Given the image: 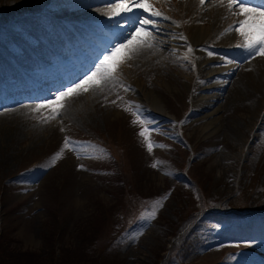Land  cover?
<instances>
[{"label":"rangeland","instance_id":"rangeland-1","mask_svg":"<svg viewBox=\"0 0 264 264\" xmlns=\"http://www.w3.org/2000/svg\"><path fill=\"white\" fill-rule=\"evenodd\" d=\"M75 2L78 3L77 0H0V28L9 25V21L17 22L20 27V31L0 32L3 59L11 64L6 56L8 46L17 44L19 39L26 40L29 46L37 43L35 32H40L46 43L57 40L54 34L68 32V22L74 14L61 12V8L64 3L69 6ZM95 15L104 17L98 10ZM162 16L170 14L163 12ZM170 18H161L167 24L160 22L164 27L157 40L163 43L145 66L139 67L132 57L119 52L112 60L116 70L109 78L108 89L90 82L89 89L82 91L73 105L68 104L65 112L58 110L56 119H51L50 107L34 113L24 121V130L21 127L16 139L0 144V264H161L170 243L176 241L175 248L180 242V235L173 236L178 222L206 207L221 214L242 208L264 217V99L258 95L263 105L254 110V98L251 104L242 100L231 105L223 101V96L218 107H226L213 117L216 128L202 131L211 118L189 124L194 98L190 88L193 90L199 83L196 58L199 55L208 58L216 44L209 35L200 42L207 46L211 41L208 51L193 45H190L192 52L178 50L172 33L183 34L186 26L183 22H170ZM199 25L190 32L202 27ZM251 34L256 39L259 37L255 29ZM234 39L239 41L243 37L237 34ZM232 44L223 46L229 50ZM69 45L75 49L71 41ZM17 50L13 46L12 53L17 54ZM237 74L231 79H236ZM139 91L152 93L158 99L161 113L173 116L181 124L180 131L188 147L182 148L166 131L158 135L152 132L148 143L152 138L154 147L148 151L134 126L149 120L146 112L154 108L149 98H141ZM227 127L236 128L237 137L232 145L225 132ZM8 128L12 127L4 126ZM65 137L77 146V151L63 149ZM193 148H198V153L205 150L204 158L200 161L196 158L188 168L186 160ZM45 164H49L47 170ZM153 164L157 167H152ZM31 166L35 168L28 174L36 179L28 181V176L22 174L9 180ZM122 167L125 171H121ZM119 181H123L121 188ZM137 196L144 202L135 199ZM153 210L155 218L147 219ZM138 218L148 221L142 235L134 227L123 239V232ZM211 226L217 228L218 224ZM220 247L201 254L197 264H216L224 254L236 252L239 247L252 249L251 245L229 242Z\"/></svg>","mask_w":264,"mask_h":264},{"label":"bare ground","instance_id":"bare-ground-1","mask_svg":"<svg viewBox=\"0 0 264 264\" xmlns=\"http://www.w3.org/2000/svg\"><path fill=\"white\" fill-rule=\"evenodd\" d=\"M128 1L129 0H126L122 3L126 4ZM116 4H118V2H114V4H107L104 6V8L102 10H98V11H100L103 14V16H106L108 14H112L115 11L114 9H115ZM150 5L152 7H155V6L163 7L164 10L166 9L167 11H169V13L171 14V16H170L171 18L169 19L170 22H175L176 24L183 22V24H185V26L189 25L185 29H183L185 34L188 35L187 39L180 32L174 31V33H172V35H173L172 38H173V42L175 45L188 46L189 44L190 45L193 44V46H196V47H198L199 43L201 41H203L205 38L207 39V37L209 35L211 36L212 34H215L216 30L218 29L219 24L221 23L220 22L221 14H225V12H223V10L227 8V6L222 5V3L219 1H217V2H215V1L211 2L210 1V3L207 4L210 10H208L207 12H205L204 15H202L198 10V9H200V6L198 7V5H199L198 0H193L192 4L189 2V0H162L160 3H159V1H157L155 4L151 3ZM98 18L101 19L103 17H101V18L98 17ZM204 19H205V22H203ZM163 20H166V19H163ZM197 22L204 23L205 25H203V26H206L207 24L208 25H207V27H204V28H202V27L197 28L194 31V33L190 32V29L191 28L193 29V27L195 26V24H197ZM149 26H152V25H149ZM179 26H181V25H179ZM133 35H135L137 37V39L133 40L131 45H128L127 47H122V51L125 53L127 52L129 55H131V57H134V59H136L135 61L137 62V64H139V67H142V66H145V64H146L145 62H147L148 59L153 58V56L151 54L155 53L160 48L159 44L161 42H158V40L156 41L154 39V37L153 38L145 37V36H143L142 33H136L135 31H133L130 34V38ZM181 37H183L184 39H181ZM149 39H151V41L155 44V46H157L156 48H153V49L151 48V50H150L149 49L150 47L147 46L146 43L141 42V41L147 42ZM127 42H128V39L126 40L125 44H127ZM181 50H183V49H181ZM131 57H129V58H131ZM263 59L264 58L260 57L257 60L253 59L250 61V63L247 65V67H250V69H249L250 73H247V72L239 73V71L242 67H246L245 64H242L240 66L238 72H237L238 74H237L236 79H234V80L231 79L232 81L230 80L231 84H232V85L231 84L230 85L233 86V88H231V90L229 92L227 91L226 93L225 92L223 93V88L226 85L215 84V83L211 84V83L214 81L217 82V80L220 79V77L228 78L230 76V70L232 68H230V66H227V67L221 66L220 68L217 69L216 67L214 68V64L211 63L210 59L207 60V59H204L203 57L199 58V63H198L199 65H196V66H198L197 67V73H198V75H200V80L202 81V84H200L198 86H194L193 90H194L195 94H197V95L196 96L193 95L194 96L193 103L191 104V107L193 106V108L191 109V114L196 117L194 122L205 120V118H207V120L211 118V121H209L203 125L204 127L202 128V131L206 130L207 132H210L215 127V125H213V122L216 121V119H214L213 117L215 115L221 114L220 111H222L226 107V105L225 106L222 105L221 107H218L219 106L218 102L221 101V98L223 96H225L223 101L226 104L228 102H230L231 105H233L235 103H240L242 100H243V102L245 101L246 103L251 104V100H252V98H254L255 99V101L253 100L255 103V105H253L255 107L254 110L255 109L259 110L260 106L262 105L260 100L262 98L264 99V60ZM140 65H142V66H140ZM228 68H230V69H228ZM90 75H91V73H90ZM242 75H244V76H242ZM180 76H182V75H180ZM64 80H66V79H64ZM94 80L99 81V85H100L99 88L100 89H104V88L108 89L110 87V81H111L110 79L104 80L98 76V77L94 78ZM94 83L95 82H93V84ZM89 84H90V82L88 83L87 87L91 85V84L90 85ZM51 87H54V89H56V88H59L60 86L56 84V85H51ZM93 87H95V86H93ZM139 89H141V88H139ZM142 89H144V88H142ZM90 90H89V92H90ZM249 90L252 93L249 92ZM82 91L86 92L83 90V88H81V89L77 90L76 93H74L70 97L63 98L60 102H58V103L63 104V107H60V106H58V107L60 109H62V111L65 112L66 108L68 106H70V103H72V105H73L74 102H76V100L79 99L78 96H82V95H79V93H81ZM138 93L140 95H142L141 98H143V97L149 98V101L151 102V106L154 108V110L157 113L161 112L162 108L157 104L158 99L153 97V95H151L152 93L150 94L147 92L148 93L147 94V93H143L140 91ZM258 95L262 96V98L260 100L257 99L259 97ZM230 103H229V105H230ZM253 106H251L249 108L251 109ZM30 110H31V107H29V106H26V107L20 106V107H16L15 109H12V110L9 109L6 111H0V144L7 142V140L16 139L17 136H19L18 134H21L20 133L21 127H22V130H24V127H25L22 124L25 123L24 119L27 117ZM251 110H253V109H251ZM220 118H221V115H220L219 119ZM18 121L21 124L17 123ZM14 124H17V126L14 127ZM6 125H8L12 128L4 129V126H6ZM247 126H248V124H247ZM222 127H224V126H222ZM235 129H236L235 127H233V128L227 127L225 129L226 135H228V139H229V142L231 145L233 143H235V139L237 137V135H235L236 132H234ZM202 131H201V133H202ZM146 145H148V143Z\"/></svg>","mask_w":264,"mask_h":264},{"label":"snow or ice","instance_id":"snow-or-ice-1","mask_svg":"<svg viewBox=\"0 0 264 264\" xmlns=\"http://www.w3.org/2000/svg\"><path fill=\"white\" fill-rule=\"evenodd\" d=\"M200 2L201 4H203L204 0H200ZM234 6L239 8V15H242L244 19L239 21L237 25L232 26V30L239 32V35L243 37L244 39L243 47L246 51H248L252 55L253 58H255L256 56H264V0H261L260 5L257 7L248 6L244 2V0H229L227 7L230 12H234ZM137 7L142 8L144 12L149 13V16L148 17L139 16L137 19H133L132 17H129V22L138 25L135 29L136 33H142L143 36L150 37L152 33L147 30L146 26L152 25L153 27H155L157 21L153 19V17H161L162 15L160 12L152 10L151 5H146L144 3V0H135V2L132 3L131 7H128L125 3H118L116 4L114 10L119 12V10L122 9L126 14H131L133 8H137ZM162 18L167 19V17H162ZM255 18H259L258 24L253 22ZM253 29L258 31L260 37L259 39H256L255 36L251 34ZM135 39H137V37L133 35L130 39H128L127 44L116 45L110 55H105L103 59L99 61V63L95 66V71H93L91 75H86L85 78L80 83H77L74 86L67 88V90L65 91L59 92L56 95L54 101H49L46 104L38 105L37 108L39 109V108L50 107L53 113L51 119H56V116L59 114L56 104L60 102L63 98L70 97L71 95L76 93L77 90L81 88H83L84 91H87L88 90L87 85L89 82H95L97 86H99V81L94 80V78L98 76L104 80L111 78L116 70L115 65L112 63L113 58L121 50L122 47H127L128 45H131L132 41ZM181 39L184 38L181 37ZM141 42L146 43V41H141ZM148 46L151 47V45ZM188 51L189 52L193 51L191 46H189ZM208 54L212 55L211 52H209ZM128 90H129L128 88H125V91ZM59 106L63 107V104H60ZM61 131H63V128H61ZM146 132H148L147 128L143 129L139 133V135L145 137V139L147 140V137L145 135ZM153 147L154 145L151 142H149L148 151L151 152ZM63 149L77 151V146L73 144V142L68 137H65L63 141ZM61 154L62 152L58 153L56 159H59ZM152 167L155 168L157 167V165L153 164ZM155 214H156L155 210H153L146 218L154 219Z\"/></svg>","mask_w":264,"mask_h":264}]
</instances>
